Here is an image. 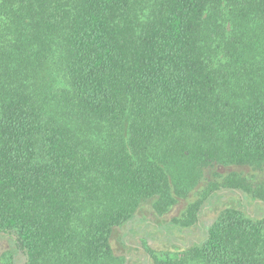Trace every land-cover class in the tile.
Segmentation results:
<instances>
[{"label": "trees", "instance_id": "1", "mask_svg": "<svg viewBox=\"0 0 264 264\" xmlns=\"http://www.w3.org/2000/svg\"><path fill=\"white\" fill-rule=\"evenodd\" d=\"M180 199L186 239L136 215ZM2 233L23 264H264V0H0Z\"/></svg>", "mask_w": 264, "mask_h": 264}, {"label": "rangeland", "instance_id": "2", "mask_svg": "<svg viewBox=\"0 0 264 264\" xmlns=\"http://www.w3.org/2000/svg\"><path fill=\"white\" fill-rule=\"evenodd\" d=\"M232 169H237L234 166H222V165H210L207 166L204 170H203V177L201 178V180H199L198 183V187L201 185H205L206 181L210 178L212 179L213 174L215 171H220V172H227L230 171ZM260 178V177H259ZM224 201H222L221 203L218 201L217 205L219 207H223L224 206H228V205H233L234 201L236 199L233 198H223ZM185 200L184 199H180L179 202L166 214L164 215H160L158 216L157 214H155L150 208H149V204L145 203L143 204L141 207V209H139V211L137 212L136 215H138L139 217H147L148 221L153 223V224H158L159 226V230H166V231H170L172 232V234L174 236H177V238H179L180 240L182 239H186V235L184 233H180L179 232V228L173 227L171 225V219L174 216H178L180 214V212L182 211V209L185 206ZM148 205V206H147ZM218 209V208H217ZM216 209V207H212L211 209H208V211L202 215L201 217V223H209L212 219H214V217L217 215L218 210ZM143 224V223H141ZM129 228L130 224L127 225ZM163 226V227H162ZM148 225L145 226L146 229H148ZM191 234L195 235L196 234V228L191 227ZM128 230V229H126ZM131 229H129L130 231ZM122 232V228L120 227H115L112 231L111 234V244H112V248L116 253L119 254H126L129 257H134L135 256V252L132 250H130L129 248H127V246H124L120 241V233ZM128 232V231H125ZM159 231H153V229L151 228L150 234H152L153 236H155L157 239L155 241L149 239V242L152 246H154V248H156V250H160V249H165V247H167V243L165 241H163L162 237L159 235ZM130 240V239H129ZM140 243L139 239H135L132 240L131 243ZM172 247V246H171ZM0 264H23V259L22 257H20L17 254V250L14 247V241L13 238L10 234H5L2 233L0 234Z\"/></svg>", "mask_w": 264, "mask_h": 264}]
</instances>
